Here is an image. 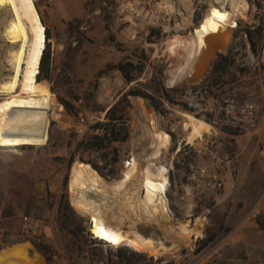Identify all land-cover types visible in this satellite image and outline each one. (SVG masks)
<instances>
[{
	"label": "rangeland",
	"instance_id": "obj_1",
	"mask_svg": "<svg viewBox=\"0 0 264 264\" xmlns=\"http://www.w3.org/2000/svg\"><path fill=\"white\" fill-rule=\"evenodd\" d=\"M34 1L51 34V75L43 80L47 85L39 88L42 91L36 96L0 94V136L4 141L0 147V214L8 218L0 220V234L7 224L17 239L25 217L35 223L41 221L32 239L51 247V255H44L46 264H110L117 260L121 248L139 251L96 245L86 238L82 245L72 242L61 227L62 199L86 220V232L93 236L89 216L81 214L71 200L72 166L82 161L110 180L121 178L123 158L140 139L138 116L144 111L151 120L148 114L156 113L146 99L164 97L170 102L172 111L161 112V117L175 131L177 147L188 135L184 132V114L212 119L200 107H191L199 104L200 98H193L189 91L227 86L238 97L258 105L256 133L234 139L229 136L239 133L236 130L214 126L219 136L204 138L186 153L176 155V147L173 149L168 198L181 215H186L191 205V213L185 217L191 226H187L194 229L196 221L204 218L203 230L199 235L192 233L187 241L156 233L153 236L160 237L171 250L139 252L147 254L148 264H264V229L260 226H264V64L259 56L264 0H252L251 12L240 20L239 32L247 37L239 35L235 41L231 49L235 63L219 84L214 85L210 70L196 85L186 80L173 88L171 79L187 63V54H171L176 49L170 43L176 38L185 40L194 32L207 15L211 0H191V17L181 0ZM12 18L10 7L0 6V86L13 75V55L18 49V44H11L5 35ZM259 26L261 34L255 32ZM153 28L159 29L160 35L151 41ZM128 64L135 66L132 76L137 79L131 84L120 69ZM115 74L121 76L124 85L109 104H102L99 97L108 91L103 82ZM50 92L52 106L51 98L48 105L43 96ZM61 100L75 111L68 112ZM115 105H119L118 116L129 132L128 140L114 142L101 151L79 148L84 139L97 135L92 127L104 122L106 112ZM3 129L17 143L7 145ZM213 235L215 238L204 246ZM26 243L5 250L20 244L27 248Z\"/></svg>",
	"mask_w": 264,
	"mask_h": 264
},
{
	"label": "bare ground",
	"instance_id": "obj_2",
	"mask_svg": "<svg viewBox=\"0 0 264 264\" xmlns=\"http://www.w3.org/2000/svg\"><path fill=\"white\" fill-rule=\"evenodd\" d=\"M181 2L185 13L191 17L192 1ZM0 6H8L12 11L13 18L5 30V35L11 44H18L13 55V75L0 86V94L11 95L12 98L36 96L37 77L46 48V28L34 0H0ZM251 9L249 0H211L207 15L194 32L185 40L176 38L170 43L176 49L171 54H187V63L176 75L171 76L172 79L170 77V84L179 85L193 74L195 64L206 47V36L222 32L228 26L239 27L238 21L245 19ZM231 43L230 38L228 44ZM104 81L103 88L108 91L100 95L99 102L107 105L123 87L124 82L119 74ZM50 95L51 93H43L48 105ZM148 116L151 120L141 111L137 118L138 129L144 142L143 152L152 149L149 160L159 165L157 172L152 171L150 165L141 167L140 163H135L121 178L108 181L91 164L76 161L71 169L69 189L74 206L81 214L93 219L91 232L103 244L116 249L127 246L160 254L169 252L172 247L161 241L160 237L139 234L136 232L137 226L155 234L163 232L167 236H177L180 240L187 241L192 233L199 235L198 231H201L205 220L200 218L196 221V228L191 229L187 226L190 222L187 223L185 217L191 213L192 206L187 207L186 215L179 214L172 207L168 198V169L161 165V160L167 158L166 152L173 147L174 139L163 125L164 120L159 113H149ZM185 119V130H190L187 136L190 143L212 130L210 124L192 115H186ZM140 158L142 161L144 155H140ZM12 250L17 255L28 254L24 245L16 246ZM8 252L9 250L1 253L0 264H6Z\"/></svg>",
	"mask_w": 264,
	"mask_h": 264
},
{
	"label": "trees",
	"instance_id": "obj_3",
	"mask_svg": "<svg viewBox=\"0 0 264 264\" xmlns=\"http://www.w3.org/2000/svg\"><path fill=\"white\" fill-rule=\"evenodd\" d=\"M112 1L114 2L115 0ZM261 30L262 27L259 26L256 28L255 32L261 34ZM159 35H160V30L153 28L149 39L152 41L155 36H159ZM248 37L253 41V33L251 30H248ZM50 40H51V34L50 31L47 29L46 30L47 45L41 59L40 72L36 82L37 93H40L42 91V89L40 90L39 88L43 87L44 85H47L43 80L44 79L49 80L51 75L52 58L50 52V42H49ZM234 63L235 60L232 56L231 50L227 55L220 54L218 56V58L213 63L210 74L215 81L214 85L219 84L226 77V75L229 73ZM120 69L123 72L129 84L137 80L132 76V73L135 69V66L133 64L120 66ZM61 102L68 112L73 113V111H75L74 106H72L70 103L64 100H61ZM52 104H53V99L51 93V106ZM118 114H119V105H115L114 107L109 109L106 112L105 121L98 122L95 126L92 127L93 130L103 129L105 131V134L103 136L93 135L84 139L82 142H80L79 148L90 151H101L110 148L111 144L114 142H126L129 138V132L125 126V123L122 122L123 119L122 116H118ZM1 133L2 135L5 136L7 145L12 143H17L10 136V134L6 129H3ZM3 145H4V141H2V136H0V147H2ZM103 157L104 159H106L107 156L105 155ZM94 166L97 167L96 165ZM59 212L63 217L61 220V227L63 230L68 231V233L71 235V240L74 244L82 245L84 243L83 238L89 239L88 242L92 244H96V245L103 244L102 242L93 239V237L89 234V232L88 233L86 232L87 230L86 220L83 218H79L77 216V214L71 208L68 200L65 201H63V199L61 200L59 205ZM260 226L262 227V229H264V226L261 223ZM13 234L16 235L15 233H12L11 231H7V230L4 232V238L2 241H0L1 242L0 251L7 246L29 241L41 254L48 256L51 255L52 249L47 244L39 243L32 238L13 239L11 238ZM214 238L215 236L213 235L210 238L206 239L203 245L206 246ZM147 260H148V256L145 253L139 251H130L128 249L121 248L117 252V260L110 262V264H148Z\"/></svg>",
	"mask_w": 264,
	"mask_h": 264
},
{
	"label": "built area",
	"instance_id": "obj_4",
	"mask_svg": "<svg viewBox=\"0 0 264 264\" xmlns=\"http://www.w3.org/2000/svg\"><path fill=\"white\" fill-rule=\"evenodd\" d=\"M240 26V25H239ZM237 38L240 35L244 37H247V34L244 32H239V27L237 28ZM235 40V41H236ZM235 43V42H234ZM234 43L232 45V48L234 46ZM231 48V49H232ZM259 56L261 58V62L264 64V32L263 37L261 40V46H260V53ZM175 87L172 86V88ZM190 95H193V98H200L199 104H196L193 106L191 104V107L196 109L197 107H200L203 112L206 114L212 115V119H200L205 121L206 123L210 124L212 126V130L209 133H205L202 137L195 140L194 142L190 143L187 137L183 139L182 141L178 142L176 147V140H175V131L172 130V127H168L165 124V120L163 122V125L167 128L169 135L171 138L174 139V145L171 147L170 151L166 152V156L170 155L171 159H164L161 160V165H163L166 169H168V176L170 174V171L172 170V152L173 149L175 150V154L178 155L180 153H186L187 150L192 149L195 145L198 144V142L202 141L204 138H208L210 136L216 135L219 136V133L215 130L214 126H218L221 128H231L233 130H236L239 133H251L257 130L258 124H259V115H260V109L258 105L254 102L245 100L241 97H238L234 90L228 89L227 86H220L217 88H208L205 87L204 89H198L195 92L191 89ZM213 92V94H212ZM211 94L213 96H211ZM228 97H224V96ZM151 101L158 107L159 114L165 110H171V104L169 101H166L164 97L156 98L153 97ZM186 115H192L193 114H184ZM163 116V115H162ZM195 117V116H194ZM197 118V117H196ZM189 129L185 130L184 125V132L189 133ZM97 135L103 136L105 134V131L103 129L96 130ZM237 133V134H239ZM136 135V134H134ZM138 136L140 137V131H138ZM188 136V135H187ZM223 145V143H220ZM144 150V142L142 141L141 137L139 139V142L131 147L130 151L125 155L123 158L122 164H123V175H125V172L127 170H131L135 163H140L142 166H148L150 165V169L154 172H157L159 169V165L154 162L153 160H149L150 154L152 153V149H149L146 152H143ZM140 155H144V159L142 161L140 158ZM148 158V159H147ZM171 161V164L168 163V161ZM105 179L108 181L110 178L108 176L102 175ZM221 187V184H216L215 187ZM89 231L91 232V222L92 218L89 216ZM41 223V221H35L32 218L25 217L24 223L22 229L18 233V238H33L34 235H36L35 228L37 227L38 223ZM92 233V232H91ZM94 237V236H92ZM94 239L98 240L94 237ZM101 242V240H98ZM112 247V246H110Z\"/></svg>",
	"mask_w": 264,
	"mask_h": 264
},
{
	"label": "water",
	"instance_id": "obj_5",
	"mask_svg": "<svg viewBox=\"0 0 264 264\" xmlns=\"http://www.w3.org/2000/svg\"><path fill=\"white\" fill-rule=\"evenodd\" d=\"M249 1L252 5V0ZM239 25L240 21H238V26ZM237 28L238 27L233 28L232 26H228L222 32L209 34L208 36H206V47L195 64L193 74L190 75V77L187 79V84L196 85L202 82L209 74L210 70L212 69L213 63L218 58V56L222 53L230 52L232 45L237 38ZM230 38L232 40V43L228 44ZM145 103L149 105L156 113H159L158 107L151 100L146 99ZM201 229H203V227ZM137 230L138 232L146 234L149 237H152L155 234V232L152 233L151 230L144 229L142 226H137Z\"/></svg>",
	"mask_w": 264,
	"mask_h": 264
},
{
	"label": "crops",
	"instance_id": "obj_6",
	"mask_svg": "<svg viewBox=\"0 0 264 264\" xmlns=\"http://www.w3.org/2000/svg\"><path fill=\"white\" fill-rule=\"evenodd\" d=\"M256 133V131H254V132H251V133H239V134H235V135H232V136H229V137H233L234 139H238V138H241V137H250V136H253L254 134ZM228 136V135H227ZM264 154V153H263ZM2 194V193H1ZM23 195H25V193H23ZM25 197V196H24ZM8 218L7 217H4L3 215H2V213L0 214V220H4V221H6ZM5 228L7 227L6 226V224H5V226H4ZM3 227V230H7V231H11V229L12 228H4ZM12 233H15V231H11ZM3 238H4V232H2L1 234H0V241H2L3 240ZM11 238H16V236L13 234L12 236H11ZM28 243H26V245H27V255H17V254H14L13 253V248H15L16 246H19V245H16V246H14V247H12V248H9V249H7V250H9V252H8V255L9 256H7V259H6V264H46V262H44V260H45V257H44V255L43 254H41L35 247H34V245L31 243V242H29V241H27ZM21 245V244H20ZM49 246V245H48ZM50 247V246H49ZM7 250H5V248L4 249H2L0 252H4V253H6V251ZM35 256H40L41 258H42V260H39V259H37Z\"/></svg>",
	"mask_w": 264,
	"mask_h": 264
}]
</instances>
